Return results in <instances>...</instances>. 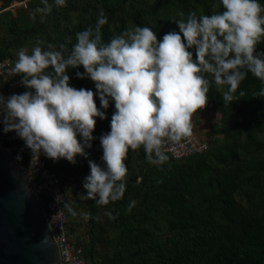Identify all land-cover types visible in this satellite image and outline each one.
<instances>
[{
	"label": "trees",
	"instance_id": "trees-1",
	"mask_svg": "<svg viewBox=\"0 0 264 264\" xmlns=\"http://www.w3.org/2000/svg\"><path fill=\"white\" fill-rule=\"evenodd\" d=\"M12 1H23L14 13L5 9ZM48 2L53 4L51 13L32 19L33 10L43 6L41 0H0V57L15 63L16 52L23 47L30 54L37 40L44 41L45 47L67 43L71 49L77 33L95 28L101 11L107 18L101 28L104 43L133 26L150 27L160 40L165 33L178 31L171 20L180 19L178 12L185 18L193 11L211 15L212 5L220 4V0H66V6L56 7L54 0ZM259 3L264 5V0ZM256 50L264 52V38ZM76 71L84 69L67 70L69 84L95 92L94 82L77 78ZM13 77L17 75L1 84L9 95L25 90L20 77L14 87ZM262 87L264 83L249 72L235 94L244 92V97L226 104L222 94L228 86L211 85L206 107L192 116L198 125V113L218 114L200 153L180 158L166 153L168 161L158 164L146 159L143 146L129 149L123 198L103 206L87 202V241L72 236L76 226L71 225L72 212L65 207L76 178L82 182L90 172L87 159L78 156L77 163L70 164L41 154L44 166L58 178L65 229L80 248L84 264H264V97L253 96ZM94 99L99 107L98 96ZM102 110L107 118H96L93 135L97 139L86 150L88 159L97 163H102L99 137L110 131L114 103ZM4 134L0 131V144L9 148L2 140ZM99 215L107 228L97 220ZM100 256L105 259L98 260Z\"/></svg>",
	"mask_w": 264,
	"mask_h": 264
},
{
	"label": "clouds",
	"instance_id": "clouds-1",
	"mask_svg": "<svg viewBox=\"0 0 264 264\" xmlns=\"http://www.w3.org/2000/svg\"><path fill=\"white\" fill-rule=\"evenodd\" d=\"M41 2L32 19L51 13L53 4ZM54 5L64 7L66 0H54ZM218 7L223 10L216 11ZM212 9L211 15L193 11L186 18L178 12L180 19H171L178 31L160 40L150 27L133 26L104 43L101 28L107 18L101 11L95 28L77 33L71 49L67 43L45 47L42 40L30 54L22 47L9 75H19L27 90L0 94V131L14 132L38 159L41 154L70 164H76L78 156L87 159L84 199L100 206L122 199L129 149L143 146L150 163L164 164L169 159L165 142L191 135L192 116L206 107L213 83L228 86L222 94L226 104L244 97V92L235 94L249 72L264 83V52L256 50L264 38V5L259 0H220ZM81 66L84 71L75 76L94 82L95 92L69 84L67 70ZM253 96L264 97V87ZM110 101L115 110L110 131L99 137L102 163H97L88 159L86 150L97 139L96 118H107L102 109H108Z\"/></svg>",
	"mask_w": 264,
	"mask_h": 264
},
{
	"label": "water",
	"instance_id": "water-1",
	"mask_svg": "<svg viewBox=\"0 0 264 264\" xmlns=\"http://www.w3.org/2000/svg\"><path fill=\"white\" fill-rule=\"evenodd\" d=\"M32 182L0 144V264H60Z\"/></svg>",
	"mask_w": 264,
	"mask_h": 264
},
{
	"label": "built area",
	"instance_id": "built-area-1",
	"mask_svg": "<svg viewBox=\"0 0 264 264\" xmlns=\"http://www.w3.org/2000/svg\"><path fill=\"white\" fill-rule=\"evenodd\" d=\"M13 67L9 57H0V94L7 97L1 84L8 78ZM192 119V133L179 142L166 141L164 151L171 158H180L202 152L207 146V138L199 133ZM2 140L9 144L7 148L15 157L19 154L22 163H19L32 182V193L43 210L47 225L57 246L60 264H84L81 250L69 238L65 229V213L63 209V195L57 176L44 166L40 155L39 159L32 155L24 146V142L14 132L2 136Z\"/></svg>",
	"mask_w": 264,
	"mask_h": 264
},
{
	"label": "rangeland",
	"instance_id": "rangeland-1",
	"mask_svg": "<svg viewBox=\"0 0 264 264\" xmlns=\"http://www.w3.org/2000/svg\"><path fill=\"white\" fill-rule=\"evenodd\" d=\"M21 4H23V1H20V2L12 1L5 9H8L12 13H14L15 10L21 6ZM13 66H14V63H13ZM18 77L20 76L17 75V77H13L12 82L14 84V87L18 83ZM24 91H26V89ZM24 91H19L17 93H23ZM217 116L218 114L216 112H203V113H198L195 116L197 124H198L196 125L197 129L199 130L198 132L201 134L203 133L204 137H206L207 139L210 138V136H212L210 134V128L212 124H215L217 122ZM74 186H76V188L74 189V193L70 196L69 203L67 204V206L71 207V209L76 213V215H72L70 219L71 225L74 227L76 226V228L74 229V232L72 233V236L75 234H78V236L82 238L81 240L87 241L88 240V236H87L88 228L87 227H88L89 208L87 204L88 200L83 198L84 194H86V190L83 189L80 177L76 178V181L74 182ZM72 202L76 203V206L74 208L72 207ZM97 220L101 224H103L105 228H107V226L105 225V218L102 215H99ZM100 248L102 249V247ZM103 250L104 249L100 251L102 252ZM102 257L103 256H100L98 260H102ZM104 259L105 258L103 257V260ZM85 264H89V263L86 261Z\"/></svg>",
	"mask_w": 264,
	"mask_h": 264
}]
</instances>
